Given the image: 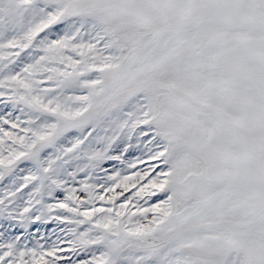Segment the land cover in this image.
Wrapping results in <instances>:
<instances>
[{"label":"snow or ice","instance_id":"6c2138e0","mask_svg":"<svg viewBox=\"0 0 264 264\" xmlns=\"http://www.w3.org/2000/svg\"><path fill=\"white\" fill-rule=\"evenodd\" d=\"M0 264H264V0H0Z\"/></svg>","mask_w":264,"mask_h":264}]
</instances>
